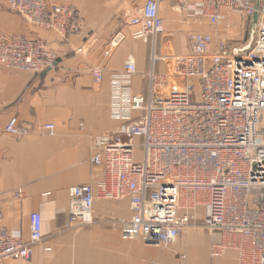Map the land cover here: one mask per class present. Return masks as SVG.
<instances>
[{"label": "built area", "instance_id": "built-area-1", "mask_svg": "<svg viewBox=\"0 0 264 264\" xmlns=\"http://www.w3.org/2000/svg\"><path fill=\"white\" fill-rule=\"evenodd\" d=\"M183 1L193 17L213 28L220 27L224 12L241 16L242 45L222 41L212 51L213 35L193 31L188 54L152 57L146 96L131 95L137 68L129 58L124 71L112 76L113 116L122 124L94 140L91 163L108 175L96 189L106 200L129 201L130 221L112 222L124 240L168 247L189 229L201 228L220 238L210 248L213 257L234 252L238 264H264V0ZM7 4L41 29L64 35L81 28L73 6L49 0ZM248 22L254 23L246 30ZM129 24L140 28L136 38L143 41L164 34L159 0H147ZM123 40L121 33L113 37L105 57ZM160 60L169 63L166 73L154 71ZM57 61L40 39L0 38V64L8 70L41 74ZM92 76L101 84L104 69L95 68ZM5 130L28 133L16 119ZM43 130L54 136L56 127L47 124ZM14 198L22 201L25 192L16 190ZM95 198L91 185L70 190L66 232L95 223ZM2 205L0 198V264L31 262L44 241L41 215L31 214V236L25 241L4 226Z\"/></svg>", "mask_w": 264, "mask_h": 264}, {"label": "crops", "instance_id": "crops-1", "mask_svg": "<svg viewBox=\"0 0 264 264\" xmlns=\"http://www.w3.org/2000/svg\"><path fill=\"white\" fill-rule=\"evenodd\" d=\"M146 1L49 0L75 7L81 18L78 33L68 31L62 35L26 23L9 10L7 0H0V38L40 39L58 57L55 68L41 74L8 70L0 64V198L4 226L13 236L28 241L30 216L38 213L44 235L31 262L11 260L6 264H176L175 256L185 250V246L175 251L159 250L142 240L122 238L120 228L113 227L112 222L130 221V204L127 199L112 201L100 197L96 186L108 175L104 168L91 163L94 140L122 124L113 116L112 76L124 71L129 58L135 60L137 68L131 80V95L146 96L153 56L188 54L189 37L195 30L213 35L212 51L222 41L231 47L240 46L245 23L224 12L220 23L224 26L217 30L206 19L193 17L183 0H159L165 33L143 41L136 38L140 28L131 26L129 19ZM254 22H248L246 30ZM226 24L234 25L237 34L229 33L224 28ZM118 33L124 40L106 58L109 43ZM231 35L238 38L229 39ZM97 67L104 69L101 84H95L92 76ZM168 67L167 61L160 60L154 64V71L166 73ZM12 119L28 133H7L6 126ZM47 124L55 125L54 136L43 130ZM83 185L95 188V223L66 232L70 190ZM18 189L25 192L20 202L14 198ZM219 239L216 234L186 239L195 249L191 255L196 262L189 264H238L234 252L220 257L211 255L210 248Z\"/></svg>", "mask_w": 264, "mask_h": 264}, {"label": "rangeland", "instance_id": "rangeland-1", "mask_svg": "<svg viewBox=\"0 0 264 264\" xmlns=\"http://www.w3.org/2000/svg\"><path fill=\"white\" fill-rule=\"evenodd\" d=\"M236 16V19L242 24L244 23V19L241 17V16H238V15H235ZM224 26V25H223ZM223 26H220L221 28H223ZM219 27V28H220ZM219 28H215V29H219ZM224 28H227L228 32L231 33V34H237V30L235 28V26H228L227 24L225 25ZM244 32V28L242 27V30H241V36L242 38H244L245 36V33ZM26 38H29V37H26ZM234 38H238L237 36H229V39H234ZM198 234H208V235H211V233L205 229H201V228H191L189 229L188 231L185 232L184 235L181 236V238L179 239L178 242H176L175 244H172L168 247H155V246H151L155 249H159V250H165V251H175V250H178V248H183V246H185V250L181 251L180 254H177L175 256V259L177 260L176 261V264H189L190 262H196V259L194 260L192 258L193 255H191V251H194L195 249H191L192 246H190L191 244L189 243H186V239H188L189 237L191 236H196ZM141 241V240H140ZM148 246V245H147ZM190 248V249H188ZM198 263V262H197ZM200 263V262H199Z\"/></svg>", "mask_w": 264, "mask_h": 264}, {"label": "water", "instance_id": "water-1", "mask_svg": "<svg viewBox=\"0 0 264 264\" xmlns=\"http://www.w3.org/2000/svg\"><path fill=\"white\" fill-rule=\"evenodd\" d=\"M255 19L257 20V17H255Z\"/></svg>", "mask_w": 264, "mask_h": 264}]
</instances>
